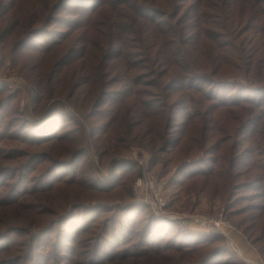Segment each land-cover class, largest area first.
<instances>
[{
	"label": "trees",
	"instance_id": "16d2710c",
	"mask_svg": "<svg viewBox=\"0 0 264 264\" xmlns=\"http://www.w3.org/2000/svg\"><path fill=\"white\" fill-rule=\"evenodd\" d=\"M69 1L0 0L3 64L38 85L37 104L51 102L27 120L10 109L18 93L0 95V241L24 230L0 264H91V247L93 264H247L223 230L195 231L139 199L137 160L114 158L99 176L92 147L105 164L134 146L173 198H194L190 212L200 195L219 199L209 216L264 260V0H78L60 16ZM101 212L102 225H82Z\"/></svg>",
	"mask_w": 264,
	"mask_h": 264
},
{
	"label": "rangeland",
	"instance_id": "374dc122",
	"mask_svg": "<svg viewBox=\"0 0 264 264\" xmlns=\"http://www.w3.org/2000/svg\"><path fill=\"white\" fill-rule=\"evenodd\" d=\"M90 5V4H89ZM80 7L79 6V1L78 0H70L58 13L60 16H64V15H67V9L69 7ZM82 9V8H81ZM42 36H38L37 38H35L29 45H31L29 48H25L24 51L28 54L30 52V50L33 48V47H45L46 45H48L49 41L53 39L54 37V33L51 31H48L47 33H43L41 34ZM1 52V51H0ZM2 53V52H1ZM1 55V54H0ZM2 56V55H1ZM0 76H2L4 78V82L5 83L4 85H0V95H6V94H9V93H18L19 94V98L17 100V102H15V104L12 106V111L13 112H19L21 115H23V117L27 120H35V119H39L43 116V114L45 113L46 109L48 107H50V103L45 106L44 104H37V100H38V97H39V89H38V85L33 82L32 80H30L28 77H27V74L26 73H21L20 72V66L19 64H15V63H12L10 60L6 63V64H3V57H2V61H1V64H0ZM13 84H18L19 85V88L17 90H14L12 85ZM23 90H27V94L30 95L31 97H33V100H34V104H33V107L32 109L31 108H28L26 106H23L21 104V98L23 96V93L22 91ZM242 95H250L249 93H246V94H242ZM67 104H69V102H67ZM20 117V116H18ZM19 119V118H17ZM77 119H80V118H77ZM4 118H0V123H4ZM82 121L85 122V120L82 118ZM86 123V122H85ZM17 131V132H16ZM34 130H31V129H24V127H19L17 128V130H15V132L13 133H17L19 134V137L20 138H27V139H30V140H34L33 137L30 135V133H32ZM15 134V136L17 135ZM3 144V141L2 143ZM0 144V145H1ZM23 147L25 146H22V148L20 149H17L15 151V154L17 153H20L21 151H23ZM90 157L91 159L94 161V164H95V167L100 170L102 172L101 175H99L100 177H105V176H108L110 174V162L114 159V158H117V159H132V160H137L139 163L143 164L142 162H146L148 164L149 167H151L150 165V160H151V153L146 150L145 148L141 147V146H134L130 152L126 153V154H117V155H113L108 161L107 163L105 164H102L100 162V159H99V156L97 154V152L95 151V149L92 147V152L90 154ZM153 173L156 174V172L153 171ZM63 174L62 171H58L57 172V175H61ZM158 175V174H157ZM165 178V177H163ZM167 184H166V189H167V193H168V196H169V200H170V204H172V206L174 208H179L180 207V203L183 201V200H186L187 198H183V196H181V198H178V196L174 197L173 198V195H174V189L172 187V185L170 184V181H168L167 178H165ZM6 182V178H2L0 179V185L5 183ZM202 196H205V195H202ZM18 197L17 195L15 194H9L7 196V200L9 201H12L14 198ZM208 198V201H209V204L211 205L210 208H216L218 210L219 207L221 206V204L219 205L220 203V200L219 199H210L209 196H207ZM173 199H176L175 202H173L174 200ZM209 207V206H208ZM171 208H169L170 210ZM209 210H205V211H196L195 213H197V217H196V221L195 222V225L196 226H201L199 225L200 223H198L199 221H202L204 223V225H206L204 222V219H203V215H207L208 217L209 216ZM173 215V213H170ZM107 212H101L99 214V218L96 220V221H92V220H88L86 222H84L82 225L84 226H92V227H99L100 225H102L104 222L102 221V218L103 216H107ZM215 217H218L220 215H214ZM128 230H127V233H130V231L134 228L132 226V224L128 221ZM112 225V222L111 224ZM232 225V224H231ZM214 226V224H212V227ZM64 227H69V226H64ZM76 225H73L70 227V229L73 231V235L75 234V238H77L78 240L81 239V236L79 235L80 234V230L81 228L79 229H76ZM81 227V226H79ZM204 227V226H202ZM234 227V225H233ZM22 229H29L27 228V226H23L21 227ZM236 228V227H235ZM66 229H69V228H66ZM23 233H24V230H20L18 233L14 234L11 238H12V241H10L9 239L8 240H4V241H0V248L1 247H4V246H7L9 245L10 243H15V244H18L19 245V242L23 236ZM77 245V244H76ZM78 246V245H77ZM105 246L106 245H102L100 246V250H104L105 249ZM17 249V247H15V250ZM31 250V243L29 242L27 245H26V248H25V255L28 254ZM90 251H91V258H90V262L91 264L92 263V257L94 255V253L96 252V248L95 247H91L90 248ZM240 252V251H239ZM245 255V254H244ZM55 256H64L63 253H57L55 254ZM1 257V256H0ZM100 261L99 260H96L94 262V264H99ZM32 264H35V263H32Z\"/></svg>",
	"mask_w": 264,
	"mask_h": 264
},
{
	"label": "built area",
	"instance_id": "2783aa9c",
	"mask_svg": "<svg viewBox=\"0 0 264 264\" xmlns=\"http://www.w3.org/2000/svg\"><path fill=\"white\" fill-rule=\"evenodd\" d=\"M2 61V56L0 55V64ZM1 69V68H0ZM4 78L0 76V84H5ZM14 90H17L19 88L18 84L12 85ZM23 96L21 98V104L23 106H26L28 108L33 107L34 100L33 97L27 94V90L22 91ZM144 166V175L137 179L135 186H134V192L137 195L139 199H142L146 201L148 204L151 205L153 210L155 211L156 215L159 217H165V216H171L176 217V213L172 210H169V196L166 189V180L165 179H159L155 174H153L150 170V167L146 162H142ZM174 212V213H173ZM170 213H173L170 214ZM213 218L214 220V230H223V225H231L227 221L224 220L223 215L221 214L218 217H208L203 215V219L206 221H210V219ZM232 245L238 250V247L235 245V243L232 242ZM240 253H242L240 251ZM243 254V253H242ZM244 255V254H243ZM253 264H264L263 262L260 263H253Z\"/></svg>",
	"mask_w": 264,
	"mask_h": 264
},
{
	"label": "crops",
	"instance_id": "0c3cea01",
	"mask_svg": "<svg viewBox=\"0 0 264 264\" xmlns=\"http://www.w3.org/2000/svg\"><path fill=\"white\" fill-rule=\"evenodd\" d=\"M194 201V198H187L186 200H183L180 204V211H174L176 214V217L182 218H188L190 220L189 223V227L195 231H199V232H204V233H211L214 231V226L212 227V224H214V220L213 218L210 219V221H206L204 220V222H206L204 225V223L202 221H199L198 223H200L199 225L201 226H196L195 222L196 221V217L198 216L197 213H195L196 211H205V210H209L210 211V207L211 205L209 204L208 198L207 196H202L200 195L198 197V202L194 208V213L190 212V208L192 207L191 203ZM220 205V203H219ZM209 206V207H208ZM216 209V208H215ZM173 212V213H174ZM207 216V215H205ZM204 226V227H202ZM223 229V233H225L229 240L232 241L233 243H235V245L238 247V249L245 254L244 255V259L247 262V264H253V263H260L263 262L264 260L263 258L260 256V254L258 253V251L256 250L255 246L253 245V243L250 241V239L238 228L233 227V225H223L222 226Z\"/></svg>",
	"mask_w": 264,
	"mask_h": 264
}]
</instances>
